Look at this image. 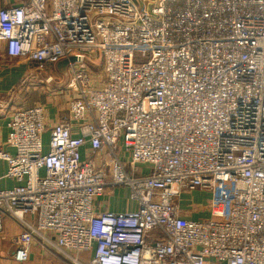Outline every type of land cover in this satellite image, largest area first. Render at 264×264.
<instances>
[{"label": "built area", "instance_id": "built-area-1", "mask_svg": "<svg viewBox=\"0 0 264 264\" xmlns=\"http://www.w3.org/2000/svg\"><path fill=\"white\" fill-rule=\"evenodd\" d=\"M0 40L38 77L76 57L68 115L16 109L0 148L14 260L41 241L73 264H264V0H17ZM195 190L225 220L183 217ZM125 192L134 208L98 209Z\"/></svg>", "mask_w": 264, "mask_h": 264}, {"label": "crops", "instance_id": "crops-1", "mask_svg": "<svg viewBox=\"0 0 264 264\" xmlns=\"http://www.w3.org/2000/svg\"><path fill=\"white\" fill-rule=\"evenodd\" d=\"M15 2L17 0H0V9ZM47 70L55 78L62 79L64 77V79L60 80L61 83L58 82L57 86L52 85V89L51 87L45 89L44 92L50 93L42 97L38 90L43 88L35 83L40 78L35 70V64L10 57L7 54L6 42L0 40V148L13 151V148L6 145V140L10 132L8 123L12 112L16 109L44 105L46 108V124L49 128L68 115L67 100L69 95L66 91L68 69L62 70L57 64L56 66L48 67ZM30 73L35 76L32 77L31 81L23 85L25 77ZM59 89H61L60 93ZM6 172L7 163L0 159V176H2L0 178V190L10 188L16 184L14 179L4 176ZM97 205L99 210L106 208L128 210L135 207L132 202L127 201L122 204L124 207L120 208L119 201L115 197L111 198L108 195L100 196ZM179 207L183 217L186 218L204 219L209 216L216 217L211 206V195L205 191L195 190L185 193L179 200ZM29 219H32V217H29ZM2 220L0 264H73L56 249L45 247L41 241H35L31 245L30 256L26 262L21 263L14 260L12 255L17 247L16 238L21 232V227L9 217H4ZM91 256L89 253L84 252L79 255V258L83 262H88Z\"/></svg>", "mask_w": 264, "mask_h": 264}, {"label": "rangeland", "instance_id": "rangeland-1", "mask_svg": "<svg viewBox=\"0 0 264 264\" xmlns=\"http://www.w3.org/2000/svg\"><path fill=\"white\" fill-rule=\"evenodd\" d=\"M136 54H137V58L138 59H143L144 57H143V55H142V52L141 51H138V52H136ZM93 59V63L94 64H91V66L93 67V70L94 71H97V72H100L101 71V69H102V59H100L99 58V54H95V56H94V58H92ZM47 73H48V70L46 71ZM42 73L41 74V76H40V78H38V79H41L42 80V82H40V81H38L37 82V80H36V84H38V86H41L43 89H39L38 91H40V95L42 96V97H45V96H47L50 92H44L45 91V89H47L48 87H51V89H52V85L53 86H57V84H58V82H60V80H63L64 79V77H62V79H59L58 77H54V79H55V82L54 83H50V84H46L45 83V78H46V76H47V73ZM65 82H66V80L64 81V84H65ZM33 83H34V80H33ZM61 83V82H60ZM63 83V82H62ZM49 133H46L45 135H44V142L46 143V144H48V142H49ZM122 193H123V191H122ZM113 198V197H112ZM128 196H127V193L125 192V194L123 195V196H121L120 197V195H117L116 197H115V199L116 200H118L119 201V207L120 208H123L124 206L122 205L124 202H127V201H129L128 200ZM218 204H219V206L221 207H218L217 205H215V210L216 211H218L217 212V215H216V217L215 216H213V217H208V218H213V219H218V220H225V218H226V214H227V211H225V206H226V196H224V197H222L220 200H218ZM203 215V214H202ZM204 219H206V218H204Z\"/></svg>", "mask_w": 264, "mask_h": 264}, {"label": "water", "instance_id": "water-1", "mask_svg": "<svg viewBox=\"0 0 264 264\" xmlns=\"http://www.w3.org/2000/svg\"><path fill=\"white\" fill-rule=\"evenodd\" d=\"M76 61V57L72 56L69 59H65L62 60L58 63V67L62 70H65L67 68V66L71 63V62H75Z\"/></svg>", "mask_w": 264, "mask_h": 264}]
</instances>
